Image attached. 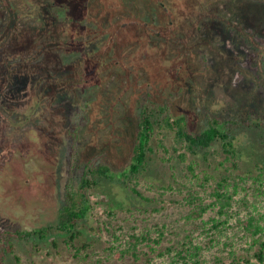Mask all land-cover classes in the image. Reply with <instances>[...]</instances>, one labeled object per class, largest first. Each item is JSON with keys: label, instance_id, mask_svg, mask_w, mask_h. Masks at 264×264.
<instances>
[{"label": "rangeland", "instance_id": "1", "mask_svg": "<svg viewBox=\"0 0 264 264\" xmlns=\"http://www.w3.org/2000/svg\"><path fill=\"white\" fill-rule=\"evenodd\" d=\"M46 1L37 0L73 9V17L93 16L99 28L85 24L80 33L82 28L71 24L70 34L45 49L57 61L76 38L89 54L76 53L80 57L53 71L33 62L7 81L4 92L0 86L1 232L56 224L68 183L73 178L77 186L92 160L110 164L117 177L127 170L143 97L171 102L174 115H185L194 132L206 127L210 114L232 119L244 156L235 169L233 162L220 165L221 149L208 160L186 149L176 152L174 134L156 127L149 167L132 182L147 200L104 183L91 194L96 208L77 240L90 247L80 259L66 245L68 237L55 236L58 248L50 242L42 249L17 245L19 264H182L174 247L188 236L194 244L207 245L199 264H232L231 252L260 264L254 256L259 248L251 249L253 238L244 223L264 214V188L242 177L257 176L256 166L264 162V1ZM5 26L0 45L6 39L27 50L25 41L4 33L11 21ZM98 43L101 50L91 51L88 44ZM77 125L81 136L73 168ZM181 152L187 154L184 162ZM191 161L195 172L188 171ZM224 175L232 198L220 215L224 202L215 193ZM208 206L201 217L193 214ZM215 221L225 222L215 229ZM148 231L153 240L163 234L159 244L142 241L138 250L125 252L131 235ZM7 264L18 263L10 256Z\"/></svg>", "mask_w": 264, "mask_h": 264}, {"label": "trees", "instance_id": "2", "mask_svg": "<svg viewBox=\"0 0 264 264\" xmlns=\"http://www.w3.org/2000/svg\"><path fill=\"white\" fill-rule=\"evenodd\" d=\"M44 2L47 1L44 0ZM62 6L57 2H51V5L45 3L39 4L37 0H1L0 31L8 30L5 25L11 21L10 31L4 33L14 37L16 41L18 39L19 41L23 40L26 42V45H29L27 50H20L17 44L8 43L6 39H2L3 43L0 45V86L4 85L2 86L3 92L8 87L7 84L12 78L18 72L29 69L30 64L33 62H36L37 66L43 67L46 71L50 69L53 71L57 67L69 65V62L74 61V58L77 59L82 54H89L85 53V49L83 48L85 46L79 45L76 38L72 42L73 47L68 48L65 55L60 51V58L62 59L59 58L57 61L50 57L45 49L52 42L57 41L59 44V41L63 40L62 34H65L66 31L70 34L73 29L71 24L76 28H82L80 29V33L86 29V27L83 29L85 24L94 30L99 28L93 16L73 17V9L72 11L71 9L66 11ZM65 22L70 26V29L66 28L68 26ZM50 27H52V30H49ZM106 34L105 37L109 36L108 32ZM55 35L56 37L53 38ZM116 39H118V36H115L114 39L111 38V41L114 42ZM88 46L91 47V51L93 49L99 51L102 48L99 43L97 44L98 47L96 46L97 48L92 44H88ZM76 53L81 54L77 56ZM60 60H62V65H58ZM1 70H6L8 72L7 76L3 75ZM7 81L9 82L7 83ZM93 88L95 86L91 85L90 89ZM82 111L81 109L76 112L78 119L82 117L84 113L83 111L81 114ZM235 126H237V123L232 119L225 121L210 114L206 127L200 132H194L191 130L188 118L185 115H174L171 102L159 103L156 100L153 101V99L143 97L140 100V121L137 127L138 133L135 147L130 166L127 170L121 172L117 177L116 175L114 176L113 167L110 164H97L93 160L87 163L83 168V174L77 186L71 177L72 179L66 188L65 204L59 209L58 222L56 224L34 229L17 228L15 230L6 229L2 232L0 231V264H7L10 256L14 258L16 263L19 264L21 262V257L17 253V245L27 247L31 243V249H42V243L50 242L52 246L58 248L60 245L57 239H53L55 236L68 237L65 241L66 245L71 249H75L76 259H80L82 253L85 251L84 249L90 247L89 244L83 242L77 244V240L82 238V228L86 226L85 223L90 220L93 210L96 208L91 195L95 189L99 190L102 184L107 183L109 187L115 186V189L130 190L137 197L145 201L147 200L136 186L132 185V182L149 167V154L153 153L151 141L156 127H163L174 134V150L176 152L186 149L187 152L195 156L202 155L203 159L208 160L210 156L219 154L217 149H221L225 159L221 161L220 165H224L225 161L229 163L233 162L232 164L236 169L244 154L238 149L239 144L234 132ZM72 133L74 151L71 160L73 161L72 165L74 168L78 163V143L81 136L80 126L77 125L72 130ZM178 155L180 161L184 162L186 160V153L181 152ZM187 168L189 172H195L197 169L194 161H191ZM256 168L259 171L257 176L250 174L248 178H242L243 180L251 181L253 186L264 188V162L261 163V166L257 165ZM193 177H195L194 173ZM228 181V176L224 175L219 181V189L215 193L218 201L224 202L221 206L220 215H223L224 209L229 206L228 200L232 198L228 192ZM98 202L96 203L97 205ZM216 204L213 203L212 205L215 206ZM209 207L211 206L201 207L199 211L193 214L201 217ZM110 211L109 214H114L112 209ZM224 222L215 221L214 228L217 229ZM244 227L253 238L250 244L251 249L255 246L259 248L254 254L255 258H257L260 264H264V214H261L258 219L254 216L250 217L246 224L244 223ZM92 230L95 232L96 229ZM150 235L149 231L141 235H131L132 239L129 243V249H126L125 252H130L131 249L136 251L142 241L153 240ZM162 236L163 234L160 232L159 238L154 239L153 242L159 244ZM188 238L189 240L186 242H179L181 243V248L178 247L179 243L174 247L177 253L176 256L180 257L182 264H190L192 260L196 264H199L202 252L207 245L194 244L192 236H188ZM213 242H215V239H210L209 243L212 244ZM231 255L234 256L232 264H242L243 261L246 264H251L248 258L237 257L234 252H231ZM86 258L87 255L83 257V259Z\"/></svg>", "mask_w": 264, "mask_h": 264}]
</instances>
